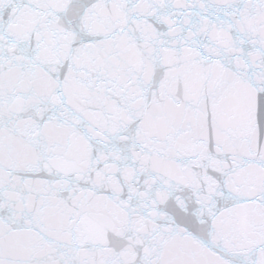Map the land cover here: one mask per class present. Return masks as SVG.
I'll return each mask as SVG.
<instances>
[{
	"label": "snow or ice",
	"instance_id": "snow-or-ice-1",
	"mask_svg": "<svg viewBox=\"0 0 264 264\" xmlns=\"http://www.w3.org/2000/svg\"><path fill=\"white\" fill-rule=\"evenodd\" d=\"M0 264H264V0H0Z\"/></svg>",
	"mask_w": 264,
	"mask_h": 264
}]
</instances>
